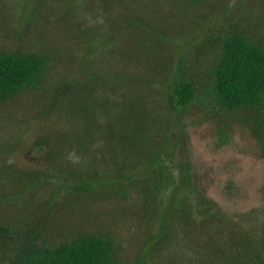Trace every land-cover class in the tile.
<instances>
[{
    "label": "trees",
    "instance_id": "16d2710c",
    "mask_svg": "<svg viewBox=\"0 0 264 264\" xmlns=\"http://www.w3.org/2000/svg\"><path fill=\"white\" fill-rule=\"evenodd\" d=\"M222 1L109 0L100 13L113 32L129 33L126 45L144 34L127 60L116 51L122 68L88 78L86 95L82 72L50 85L58 55L0 45V264H264V221L227 216L190 154L175 157L192 116L216 126L217 150L241 127L264 154V0ZM25 2L22 27L0 14V33L32 30L45 1ZM178 18L185 36H171ZM98 84L118 100L96 94ZM69 96L79 108L67 113ZM23 154L37 164L16 161ZM224 191L245 197L233 179Z\"/></svg>",
    "mask_w": 264,
    "mask_h": 264
},
{
    "label": "rangeland",
    "instance_id": "374dc122",
    "mask_svg": "<svg viewBox=\"0 0 264 264\" xmlns=\"http://www.w3.org/2000/svg\"><path fill=\"white\" fill-rule=\"evenodd\" d=\"M25 1L0 0V14L4 16L8 28L17 29L22 27L28 13H30L24 7ZM44 1L45 3L39 8L40 14L31 20L32 27L30 26V28L32 30L22 35L21 38H16L14 30H9L5 34L0 33V45L4 49L25 48L28 52L42 48L50 52V54L58 55V59L54 61L56 67L52 70L50 77L51 86L68 75L72 76L74 72H82L84 76H80V78L84 82L79 91L86 95L91 89L88 84V78L92 75L113 74L116 70L122 68L123 65H115L116 63L119 64V60H121L116 51L122 49L126 54L124 59L127 60L129 46L133 48L131 44L136 43L138 40L137 44L140 45V40L143 38L144 31L142 30L133 32V34L130 33L131 41L126 45L129 33L127 31V34L113 32L100 13L101 11L103 12L102 6L108 7L109 0ZM141 1H147L148 3V0ZM216 1L218 2L217 6L220 4L225 7L222 0ZM225 1L228 6L229 3L233 5L237 2V0ZM149 2L153 4L155 0H149ZM149 7L151 8L150 5ZM218 9L221 10L222 8ZM122 10H126V8L117 7L116 12L112 15L117 22L123 16ZM178 19L181 24L178 21L173 26L172 29L174 31L173 33L171 32V36L173 34L185 36L187 33L188 27L183 25L182 19ZM60 20L61 22H59ZM34 22L39 26L36 29L33 27ZM12 39H15V41L12 42ZM161 39L163 44L168 45L164 38ZM145 40L144 42H146ZM45 42L49 48L45 47ZM102 42H110V44H103ZM125 60H121V63ZM100 84L96 86L98 89L96 94H104L109 98L108 102L118 100L111 93L106 92V89H109V85L99 86ZM67 99H70L71 102V96ZM84 100L81 101V106L86 104ZM77 105L72 101L67 106L68 108L63 111L68 113V109L78 110L79 105ZM192 112H194L192 114L194 115V109ZM98 118L102 124L108 119L106 113L98 114ZM199 120L201 118L197 116H192V121L189 119L188 138H185L184 144L177 150L175 154L176 160L186 150L182 156L187 157L186 155L190 154L195 176H197L196 179L201 181L207 196L217 203L216 206L233 219H242L248 223L250 221L247 218L253 217L255 219L253 224H260L264 221V154L262 150L250 133L241 127L236 131L235 143L232 146L217 150L213 145L217 137L216 126L209 122L198 124ZM35 132L32 129L29 131L28 136L35 134ZM32 139L33 137L31 136L29 140L31 141ZM100 143L98 142L99 146L101 145ZM33 158V154H23L16 161H19L23 166L30 165L34 167L37 162ZM228 179H233L241 184L245 191L244 198L232 199L226 196L224 184ZM115 205L118 206L117 202L106 203L105 208L115 210ZM95 211L106 212L104 208L99 209L98 207L95 208ZM123 222L120 219L117 222L120 224L118 228L122 231L127 230V225Z\"/></svg>",
    "mask_w": 264,
    "mask_h": 264
},
{
    "label": "clouds",
    "instance_id": "9594fccd",
    "mask_svg": "<svg viewBox=\"0 0 264 264\" xmlns=\"http://www.w3.org/2000/svg\"><path fill=\"white\" fill-rule=\"evenodd\" d=\"M68 159L73 164L80 163L81 158L75 153V151H72L68 154ZM11 162V161H10Z\"/></svg>",
    "mask_w": 264,
    "mask_h": 264
}]
</instances>
